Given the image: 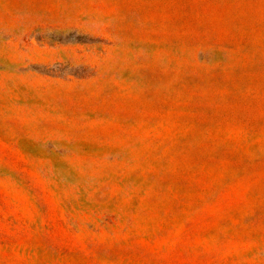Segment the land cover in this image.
<instances>
[{
  "label": "rangeland",
  "instance_id": "374dc122",
  "mask_svg": "<svg viewBox=\"0 0 264 264\" xmlns=\"http://www.w3.org/2000/svg\"><path fill=\"white\" fill-rule=\"evenodd\" d=\"M0 264H264V0H0Z\"/></svg>",
  "mask_w": 264,
  "mask_h": 264
}]
</instances>
